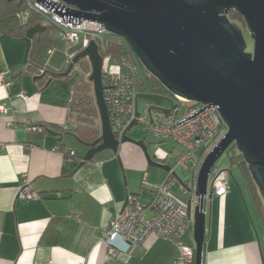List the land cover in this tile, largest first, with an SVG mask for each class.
Here are the masks:
<instances>
[{
    "label": "crops",
    "instance_id": "obj_1",
    "mask_svg": "<svg viewBox=\"0 0 264 264\" xmlns=\"http://www.w3.org/2000/svg\"><path fill=\"white\" fill-rule=\"evenodd\" d=\"M41 23L53 29L46 64L59 71L85 48V41L67 44L55 26ZM24 37L0 32V264H172L179 254L176 242L154 233L127 252L109 255L102 231L124 209L126 197L128 203L132 197L139 200L151 216L154 194L144 180L161 184L169 172L157 171L140 146L125 142L118 152L97 153L69 176L79 165L74 167L78 162L70 150L84 157L89 149L78 140L77 124L69 116L74 78L40 83L42 75L28 65L30 52L25 59ZM151 156L160 162L156 152ZM238 166L241 184L230 179L224 197L210 195L208 186L203 264H264L263 210ZM174 176L172 191L187 196L184 200L174 192L188 203L192 196L180 190L183 182ZM27 177L41 198L19 197ZM193 214L182 239L195 248Z\"/></svg>",
    "mask_w": 264,
    "mask_h": 264
},
{
    "label": "water",
    "instance_id": "obj_2",
    "mask_svg": "<svg viewBox=\"0 0 264 264\" xmlns=\"http://www.w3.org/2000/svg\"><path fill=\"white\" fill-rule=\"evenodd\" d=\"M64 1L77 7L82 17L101 22L110 33L123 37L144 68L168 91L186 100L218 106L228 132L200 169L199 203L194 209L192 200L187 203L188 217L194 213L195 264H203L204 199L211 169L233 144L247 162L264 201V0ZM233 11L243 16L254 40L253 51H247L248 43L240 24L230 19ZM45 28L39 23L27 30L23 38L26 60L33 36ZM82 58L91 64L88 79L93 83L99 109L101 137L89 143L77 138L89 149L69 176L97 153L108 149L118 152L125 142L140 146L149 165L170 172V165L153 159L144 139L128 136V131L137 125L136 119L121 139L116 137L104 96L103 59L95 40L73 57L63 74L71 72ZM140 98L153 102L151 112L156 110L164 115L178 106L170 97L145 92L137 93V106ZM164 101L170 104L168 108L162 107ZM136 115H140L139 110ZM173 174L178 177L175 171ZM128 200L127 196L124 208Z\"/></svg>",
    "mask_w": 264,
    "mask_h": 264
},
{
    "label": "built area",
    "instance_id": "obj_3",
    "mask_svg": "<svg viewBox=\"0 0 264 264\" xmlns=\"http://www.w3.org/2000/svg\"><path fill=\"white\" fill-rule=\"evenodd\" d=\"M27 2V9L17 13L21 20L26 21L31 14L35 13L45 22L55 26L67 44L85 41L86 47L91 40L98 43L103 59L102 78L105 86V101L113 131L118 139L123 137L130 124L136 119L137 125L141 124L157 139L165 142L172 140L181 147V150L175 153L164 151L159 143L155 144L158 158L166 160L173 157L174 166L169 172V179L161 184L150 183L147 178L144 180V184L148 185L154 194L153 201L148 205L154 211L151 216L145 214L146 206L134 197L124 209L113 215L109 226L102 231V240L108 246L109 255H115L120 251L127 252L133 244L144 241L154 233L176 242L179 254L172 264H194L195 248L184 243L182 239L187 227L188 206L172 191L173 181L177 179L173 171L175 167H179L192 172L191 178L186 183H181L179 188L183 193L190 194L193 205H197L200 199L197 194V177L200 169L208 155L228 132L218 106L202 104L199 107H190L181 116L172 114V111L163 117L159 116L155 110L151 112L149 107V117L141 113L137 116L136 113L139 110L138 89L135 84L137 67L129 63L127 55L122 54L116 58L107 52L104 40L110 32L105 25L82 17L77 7L64 0H27ZM72 59L73 57L68 59V65ZM74 69H78L77 64ZM3 80L4 75L0 74V84ZM175 96L181 101L186 100L180 95ZM1 110L7 112L8 107L2 104ZM70 154L74 155L75 151L70 150ZM209 180L213 195L224 197L227 194L229 174L226 169L212 167ZM19 197L29 200L39 199L41 193L33 189L27 177L21 186Z\"/></svg>",
    "mask_w": 264,
    "mask_h": 264
},
{
    "label": "trees",
    "instance_id": "obj_4",
    "mask_svg": "<svg viewBox=\"0 0 264 264\" xmlns=\"http://www.w3.org/2000/svg\"><path fill=\"white\" fill-rule=\"evenodd\" d=\"M27 7V0H0V32H5L13 37L22 38L26 35L27 30L30 27L41 23V17L35 13L31 14L26 21L18 18L17 13L26 10ZM230 19L240 24V26L242 25L243 27H246L245 20L238 11H233L230 15ZM52 30V27L47 26L41 32L36 33L32 39L28 65L30 69L33 67L35 68L33 73H39L42 75L38 80L40 83L42 82V84L53 78H73L74 75V69L68 74H63L70 64L66 65L59 71L51 69L46 64L48 49L53 43V37L51 35ZM104 44L107 52L111 53V55L116 58H119L122 54L127 55L129 63H132L137 67L135 74L136 87H142L143 90L147 92V85L144 77L146 74L153 88L167 90L158 79L144 68L123 37L110 33L106 35ZM35 54H37L38 57H36ZM77 64L79 67L78 69L82 70V73L73 82V94L70 103L69 116L70 118L72 117L77 124L75 130L80 137L79 139L89 143L94 142L101 137L100 114L95 98L93 83L88 79V75L91 73V64L87 58L80 59ZM228 150L233 151L231 158L244 170L245 176L258 204L263 210L262 218L264 223V201L260 190L255 184L249 171L248 164L234 144ZM72 157L78 162L74 167H76L83 158L82 156H79L77 152H75Z\"/></svg>",
    "mask_w": 264,
    "mask_h": 264
},
{
    "label": "rangeland",
    "instance_id": "obj_5",
    "mask_svg": "<svg viewBox=\"0 0 264 264\" xmlns=\"http://www.w3.org/2000/svg\"><path fill=\"white\" fill-rule=\"evenodd\" d=\"M45 23H47V22H45ZM242 29L244 31V34H245V37H246V40H247V43H248L247 51H253V49H254V40L251 38L250 32H249L247 26L246 27H243L242 26ZM81 73H82V70H80V69H74V75H73L74 80L77 79ZM144 77H145V81H146L145 83L147 85V92H145L142 87H137V89H138L137 92L138 93L145 92V93H149V94L155 93V94H159V95H163V96L170 97L174 101V103L178 105V107L175 110H173L172 114H175L177 116H181L190 107H193V106L199 107V106L202 105V103H198V102L192 101V100L181 101L180 99H178L175 96L174 93H172V92H170L168 90L165 91V90H162V89H155V88H153L151 86V83L149 82V79L147 78V75L146 74L144 75ZM152 105H153V102L152 101H150L148 99H145V98H140L139 99V102H138L139 112L143 116L149 117V111H148V109ZM169 106H170V104L167 101H164L163 104H162V107L163 108H168ZM156 112H157V114L159 116H161V117L164 116L163 113H161L159 111H156ZM127 134H128L129 137H131L133 139H136V140L144 139L147 142H154V143L159 141V139H157L156 137H154L153 135H151L149 133V131L146 130L141 124L135 125L131 130L128 131ZM165 143H163L161 145L162 146L161 149H163L164 151H171L170 149L173 147V150L172 151L175 150L174 152L175 153H178V150L179 149H178L177 144L175 142H173L172 140H168ZM174 148H176V149H174ZM149 150H150L151 155L154 156V154H155V152H156L157 149H155V147L151 144L149 146ZM175 153H173V154L175 155ZM232 153H233V151H229V150L227 152H225L217 160L215 166L218 167V168H220V169H226L227 172H228V174H229V180L232 179L231 180L232 181L231 183H235V184H238L239 185V184H241V179H240L241 171H240L239 166L237 165V163H235L233 161V159L231 158ZM159 161L161 163V162L164 161V159L163 158H159ZM166 164H168L170 166L171 165H174L173 157L172 158H169V159H166ZM154 168L157 171H163L160 168H157V167H154ZM175 172L178 175L179 179L182 182H184V183H186V181H188L191 178V176H192V172L191 171L184 170V169L179 168V167L176 168ZM125 176H126V174H125ZM126 179H127V176H126V178H124V175H123L124 182L126 181ZM244 179L247 180L246 177ZM143 186H144V184H143ZM140 191L143 192V189L141 188ZM173 192L177 193L184 200H187V196L182 195L177 189H173Z\"/></svg>",
    "mask_w": 264,
    "mask_h": 264
}]
</instances>
